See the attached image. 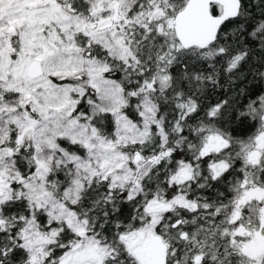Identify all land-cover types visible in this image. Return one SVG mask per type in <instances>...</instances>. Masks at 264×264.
<instances>
[{"label": "snow or ice", "instance_id": "6c2138e0", "mask_svg": "<svg viewBox=\"0 0 264 264\" xmlns=\"http://www.w3.org/2000/svg\"><path fill=\"white\" fill-rule=\"evenodd\" d=\"M0 264H264V0H0Z\"/></svg>", "mask_w": 264, "mask_h": 264}]
</instances>
